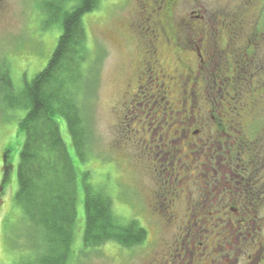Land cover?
<instances>
[{
  "label": "flooded vegetation",
  "instance_id": "af4514ba",
  "mask_svg": "<svg viewBox=\"0 0 264 264\" xmlns=\"http://www.w3.org/2000/svg\"><path fill=\"white\" fill-rule=\"evenodd\" d=\"M129 1L125 43L135 62L123 69L116 100L142 102L147 128L158 136L139 143L153 189L148 205L140 198L137 219L154 226L155 242L148 246L143 228L138 264H264V174L242 138V123L253 114L232 111L225 123L227 115L212 104L257 93L252 84L239 91L224 77L233 64L232 37L217 19L207 21L202 5L177 15L191 0ZM9 157L0 163V197Z\"/></svg>",
  "mask_w": 264,
  "mask_h": 264
},
{
  "label": "rangeland",
  "instance_id": "374dc122",
  "mask_svg": "<svg viewBox=\"0 0 264 264\" xmlns=\"http://www.w3.org/2000/svg\"><path fill=\"white\" fill-rule=\"evenodd\" d=\"M47 1L0 2V64L9 71L13 90L11 95L19 101L25 84L30 83L47 65L61 34L60 19L51 21L50 14L43 10V4ZM73 3L67 4L63 10ZM199 5L203 6L207 21L214 24L217 19L218 28L223 34L232 37L234 49L229 50L227 55L233 66L230 65L231 73H226L224 77L230 78V83L240 88L239 91L249 86L251 89L252 84L253 91L257 92L251 99L217 100L212 104L215 105L213 109L220 110L221 115H227V118H222L225 123L232 120L229 115L232 111L242 115L247 111L252 112L253 119H245L242 123V138L244 141L249 139L257 163L255 167L263 175L264 0H191V5L180 6L176 14L182 15L187 7L198 11ZM131 13L132 3L129 0H100L98 8L82 18L87 49L91 53L89 64L93 62L92 71L96 73L93 81L95 94L86 102L91 141L85 160L76 165L78 173H89V183L95 191L103 190L111 197L113 211L123 225L129 221L138 223L137 217L142 207L140 198L146 205L150 202L153 186L148 178V170L141 161L139 143L143 139L155 142L158 137L151 132L153 125L150 130L147 128L151 120L146 117L142 102L119 103L116 100V94L127 75L123 69L135 62L125 43L131 37L128 32ZM240 81L241 86L238 85ZM256 97L258 99L253 102ZM122 104L125 108L121 107ZM203 104L206 106V103ZM25 113L23 107L5 108L0 97V163L4 152L9 150L13 167L8 188L0 197V264H31L37 255V250L32 249L37 231L24 219L14 201L16 170L24 142L19 122ZM58 124L71 158L77 160L64 121L60 119ZM78 183L80 185L81 176ZM80 189L77 231L67 264H138L142 253L137 247L125 249L115 243L94 249L83 246L84 196ZM145 222L138 225L148 231V246H152L155 242L154 226Z\"/></svg>",
  "mask_w": 264,
  "mask_h": 264
},
{
  "label": "trees",
  "instance_id": "16d2710c",
  "mask_svg": "<svg viewBox=\"0 0 264 264\" xmlns=\"http://www.w3.org/2000/svg\"><path fill=\"white\" fill-rule=\"evenodd\" d=\"M71 2L73 5L64 11ZM99 2L48 0L43 4L51 21L60 19L61 34L45 68L25 84L20 101L11 95L9 71L0 64V97L4 107L26 109L19 122L24 142L16 170L14 201L24 219L37 231L32 247L37 255L31 264H67L77 231L80 188L84 196V247L94 249L115 243L131 249L146 239V231L137 222L121 224L113 211L111 197L103 190L95 191L89 183V173H78L76 168L78 162L85 160L91 141L86 102L95 94L96 73L92 71L93 62L89 64L91 53L82 18L95 11ZM60 119L65 123L77 160L71 158L62 139ZM5 153L8 155L10 151ZM11 166L9 160L7 167ZM12 169H8L5 177L8 182Z\"/></svg>",
  "mask_w": 264,
  "mask_h": 264
}]
</instances>
